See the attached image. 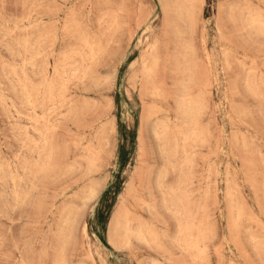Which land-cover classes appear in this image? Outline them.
Wrapping results in <instances>:
<instances>
[{
    "label": "rangeland",
    "instance_id": "obj_1",
    "mask_svg": "<svg viewBox=\"0 0 264 264\" xmlns=\"http://www.w3.org/2000/svg\"><path fill=\"white\" fill-rule=\"evenodd\" d=\"M263 21L0 0V264H264Z\"/></svg>",
    "mask_w": 264,
    "mask_h": 264
},
{
    "label": "bare ground",
    "instance_id": "obj_2",
    "mask_svg": "<svg viewBox=\"0 0 264 264\" xmlns=\"http://www.w3.org/2000/svg\"><path fill=\"white\" fill-rule=\"evenodd\" d=\"M257 17H258V16H257ZM259 17H260V16H259ZM259 17H258V18H259ZM247 18H248V17H247ZM250 18H251V17H250ZM250 18H248V20H249ZM252 18H253V17H252ZM255 19H257V18H255ZM260 19H261V18H260ZM260 19H259V20H260ZM259 20H257V21H259ZM261 20H262V19H261ZM247 22L249 23V21H247ZM263 22H264V21H263ZM248 23H247V24H248ZM259 23H261V22H259ZM250 24H251V23H250ZM261 24H262V23H261ZM263 25H264V24H263ZM248 26H250V25L248 24ZM254 26H255V25H254ZM254 26H253V27H254ZM251 27H252V26H251ZM255 27H256V26H255ZM257 27H258V26H257ZM257 29H258V28H257ZM257 29H256V30H257ZM260 29H264V28L261 27ZM261 31H262V30H261ZM263 31H264V30H263ZM263 31H262V32H263ZM258 33H259V31H258ZM262 34H263V33H262ZM259 35H261V34H259ZM144 41H145V40H144ZM22 45H23V44H22ZM23 46H24V45H23ZM25 46H26V45H25ZM30 50H31V49H30ZM31 51H32V50H31ZM31 51H30V52H31ZM32 53H33V52H32ZM35 53H36V52H35ZM42 54H43V53H42ZM35 57H36V56H35ZM33 61H34V60H33ZM28 63H29V62H28ZM44 65H45V64H44ZM47 66H48V65H47ZM143 66H144V65H143ZM45 69H46V68H45ZM53 70H54V69H53ZM53 72H54V71H53ZM54 73H55V72H54ZM144 73H145V72H144ZM20 74H21V73H20ZM22 74H23V72H22ZM63 75H64V74H63ZM33 76H34V75H33ZM7 103H8V102H7ZM186 104H187V103H186ZM182 105H183V104H182ZM186 106H187V105H186ZM187 107H188V106H187ZM189 107H190V106H189ZM11 109H13V108H11ZM11 109H10V110H11ZM183 109H184V107H183ZM194 109H195V107H194ZM186 110H187V109H186ZM14 112H15V111H14ZM14 112H13V113H14ZM191 112H192V111H191ZM14 115H15V114H14ZM18 117H19V116H18ZM15 118H16V117H15ZM43 119H44V118H43ZM37 122H38V121H37ZM37 122H36V124H37ZM33 123H34V122H33ZM36 124H35V125H36ZM35 125H34V126H35ZM29 128H30V127H29ZM30 129H31V128H30ZM25 130H26V129H25ZM165 130H166V129H165ZM35 131H36V129H35ZM36 133H37V132H36ZM26 137H27V136H25V138H26ZM190 137H191V136H190ZM192 137H194V136H192ZM44 141H45V140H44ZM49 157H50V156H49ZM7 168H8V166H7ZM7 172H8V171H7ZM16 175H17V174H16ZM8 176H10V175H8ZM17 176H18V175H17ZM17 190H18V189H17ZM28 192H29V191H28ZM167 197H168V196H167ZM14 204H15V203H14Z\"/></svg>",
    "mask_w": 264,
    "mask_h": 264
}]
</instances>
